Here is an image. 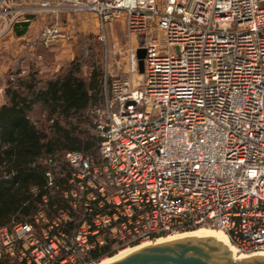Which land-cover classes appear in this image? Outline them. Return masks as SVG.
Instances as JSON below:
<instances>
[{
  "label": "built area",
  "instance_id": "2783aa9c",
  "mask_svg": "<svg viewBox=\"0 0 264 264\" xmlns=\"http://www.w3.org/2000/svg\"><path fill=\"white\" fill-rule=\"evenodd\" d=\"M35 9L93 12L102 26L122 19L126 67L97 110L101 160L69 151L68 206L0 227V260L74 264L107 238L118 252L197 227L264 255V0H39ZM31 12L29 1L0 0V36ZM35 38L47 46L70 33L45 19ZM44 176L59 189L51 169Z\"/></svg>",
  "mask_w": 264,
  "mask_h": 264
},
{
  "label": "trees",
  "instance_id": "16d2710c",
  "mask_svg": "<svg viewBox=\"0 0 264 264\" xmlns=\"http://www.w3.org/2000/svg\"><path fill=\"white\" fill-rule=\"evenodd\" d=\"M21 23L14 27L17 35L27 30L28 23ZM6 80L0 98V227L10 228L17 222H31L38 209L52 218L55 207L68 206L62 190L68 186L71 171L66 161L69 151L101 160L95 120L97 110L104 106V92L98 62L93 61L84 72L78 58L51 74L32 67L20 76L12 70ZM49 158L53 164L48 163ZM49 169L59 189L47 186L44 175ZM74 213L66 226L70 231L78 223V212ZM119 246L107 238L86 254L78 253L74 264L113 256ZM15 263L16 258L9 255L0 260V264Z\"/></svg>",
  "mask_w": 264,
  "mask_h": 264
},
{
  "label": "rangeland",
  "instance_id": "374dc122",
  "mask_svg": "<svg viewBox=\"0 0 264 264\" xmlns=\"http://www.w3.org/2000/svg\"><path fill=\"white\" fill-rule=\"evenodd\" d=\"M27 1L32 4L33 12L30 13L31 20L27 22L26 32L18 36L9 27L0 36V98H2L7 76L12 70H17L20 76L27 74L32 67L38 68L44 75L51 74L75 58L79 59L84 72L89 71L93 61L98 62L103 72V92L105 93L110 79L123 74L126 67L125 49L129 43V36L123 20H114L102 26L93 12L67 10L40 12L35 9L39 0ZM45 19H58L64 23L69 30L70 38L54 40L47 46L41 45L36 41L35 36ZM0 21L3 20L0 19ZM132 43L138 44L136 35H133ZM138 74L141 72L135 73V75ZM162 236L165 237L166 234ZM107 257L104 256L101 260ZM100 261H94V263Z\"/></svg>",
  "mask_w": 264,
  "mask_h": 264
},
{
  "label": "water",
  "instance_id": "95a60500",
  "mask_svg": "<svg viewBox=\"0 0 264 264\" xmlns=\"http://www.w3.org/2000/svg\"><path fill=\"white\" fill-rule=\"evenodd\" d=\"M144 54V47L139 46V71H143ZM107 264H264V255L233 258L227 242L210 236L189 235L149 243Z\"/></svg>",
  "mask_w": 264,
  "mask_h": 264
},
{
  "label": "bare ground",
  "instance_id": "6f19581e",
  "mask_svg": "<svg viewBox=\"0 0 264 264\" xmlns=\"http://www.w3.org/2000/svg\"><path fill=\"white\" fill-rule=\"evenodd\" d=\"M189 235L210 236V237L215 238L218 241H225L228 244V249L230 250V252H232L233 258L245 257L244 255L239 254L237 252V250L235 249V247L229 243L227 235L223 231L216 229V228H211V227H198L196 230L192 229L190 231H186V232H182V233H178V234L167 235L165 237H161V238L157 239L155 242L166 241V240L175 239V238H179V237H183V236H189ZM147 244H149V243L148 242L143 243L142 245H140L138 247H141V246H144ZM138 247L120 249L113 256L104 258L102 260L100 259L101 260V261L99 260L100 262H98V263L93 262L91 264H107V263H109L115 259L123 257L124 255L130 253L131 251L137 249Z\"/></svg>",
  "mask_w": 264,
  "mask_h": 264
},
{
  "label": "crops",
  "instance_id": "0c3cea01",
  "mask_svg": "<svg viewBox=\"0 0 264 264\" xmlns=\"http://www.w3.org/2000/svg\"><path fill=\"white\" fill-rule=\"evenodd\" d=\"M18 1V0H17ZM16 1V3H19V4H22V3H27L28 1L27 0H20L19 2H17ZM0 24H2L1 25V27H0V30H1V28H3L6 24H4L3 23V21H0ZM4 25V26H3ZM22 25V23L21 22H12L6 29H8L9 27L13 30V32H14V27L16 26H18V27H20ZM15 33V32H14ZM25 33V32H24ZM24 33H22V34H24ZM16 34V33H15ZM22 34H19L18 36H20V35H22ZM17 35V34H16Z\"/></svg>",
  "mask_w": 264,
  "mask_h": 264
}]
</instances>
